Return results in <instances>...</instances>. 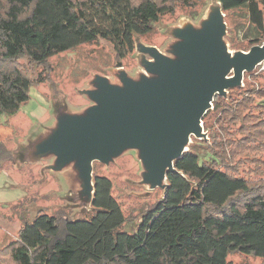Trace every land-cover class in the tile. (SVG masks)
Returning a JSON list of instances; mask_svg holds the SVG:
<instances>
[{
    "label": "trees",
    "instance_id": "16d2710c",
    "mask_svg": "<svg viewBox=\"0 0 264 264\" xmlns=\"http://www.w3.org/2000/svg\"><path fill=\"white\" fill-rule=\"evenodd\" d=\"M195 1L0 0V115L16 114L31 87L49 81L52 56L106 41L122 61L162 16ZM218 2L227 14L248 9L245 43L229 37L233 49L264 42V0ZM28 66L42 69L34 75ZM247 75L256 80L264 69L245 71L243 85L216 94L202 119L206 128L213 121L210 142L200 139L209 155L189 145L167 172L163 197L142 211L132 232L112 179L93 174L87 215L39 209L0 250V264H230L237 253L264 259V83L247 86ZM16 157L0 141V170Z\"/></svg>",
    "mask_w": 264,
    "mask_h": 264
},
{
    "label": "water",
    "instance_id": "95a60500",
    "mask_svg": "<svg viewBox=\"0 0 264 264\" xmlns=\"http://www.w3.org/2000/svg\"><path fill=\"white\" fill-rule=\"evenodd\" d=\"M224 17L220 7L201 28L178 29L177 58L142 44L152 58H144L142 65L156 77L135 80L122 73L123 85H115L96 75V88L81 91L95 103L82 113L59 112L56 127L36 143L32 159L53 154L50 168L56 171L74 163L80 192L91 202L93 162L109 164L125 149H138L146 168L144 183L167 190V172L175 171L174 161L189 149L191 137L207 138L202 119L216 94L226 96L228 89L243 85L245 71L264 61V43L249 51L229 49Z\"/></svg>",
    "mask_w": 264,
    "mask_h": 264
},
{
    "label": "rangeland",
    "instance_id": "374dc122",
    "mask_svg": "<svg viewBox=\"0 0 264 264\" xmlns=\"http://www.w3.org/2000/svg\"><path fill=\"white\" fill-rule=\"evenodd\" d=\"M220 7L218 0H196L191 7L179 5L174 14L162 16L151 32L139 36L135 51L122 61L116 60L111 45L106 41L83 44L73 50L52 56L50 79L48 82L31 87L30 99L20 107L16 116L12 117L13 123L16 121L22 123H16L12 127L13 134L5 140L7 146L13 151L31 146L38 135L50 132L55 123L54 117L59 112L68 110L84 112L95 102L81 91L96 88L94 81L96 75L107 76L109 82L115 85H123L122 73H126L135 80H140L142 76L156 77L155 74L147 72L142 65L144 58H152L148 53L143 52L140 46L154 45L165 55L177 58L173 48L177 42L181 41V38L176 35V31L189 25L201 28L202 22ZM224 14L227 23L225 41L229 49L236 52L239 49L231 47L229 37L235 39L239 45L245 43L243 30L249 27L248 9L242 6ZM21 62L27 66L26 59H22ZM28 67L29 73L34 75L42 69L35 67L33 71V67ZM260 67L264 69V61ZM245 83L247 86H257L264 83V77L255 80L247 75ZM56 107L59 110H56ZM46 110H51L52 120L46 123L43 119L40 123L36 118L43 117ZM4 115L6 116L3 114L0 117L3 118ZM212 122L210 121L208 128L203 124L204 131L207 133V138L204 139L208 142H210L209 133L212 130ZM200 139L191 137L189 145L200 144V149L203 150L201 154L208 156L209 153L201 147ZM50 160L51 158H47L40 163H31L27 159L22 160L23 162L19 160V163L10 161L1 169L2 173L7 172L9 176L7 175L1 181L4 183L0 188V202H2L0 203V238L2 233L5 235L7 231L13 234L12 239H16L21 227L26 222H31L39 209L71 218L87 215L91 202L87 200V197L82 196L80 183L74 179V164L70 163L62 171L55 172L45 169V165H48ZM145 172L146 168L138 149H125L109 164L93 162V174L108 175L112 179L113 194L120 202L125 215L131 217V221L129 220L125 227L130 232H132L130 226L132 224L136 226L142 211L163 197L166 190L162 186L153 189L150 184L144 183ZM262 176H264V169ZM163 183L165 186L166 180ZM6 239L7 237L0 241V250L13 241L6 242ZM229 260L230 264H264V259L260 257L244 256L240 253L231 255Z\"/></svg>",
    "mask_w": 264,
    "mask_h": 264
},
{
    "label": "crops",
    "instance_id": "0c3cea01",
    "mask_svg": "<svg viewBox=\"0 0 264 264\" xmlns=\"http://www.w3.org/2000/svg\"><path fill=\"white\" fill-rule=\"evenodd\" d=\"M66 112H69V113H82V112H72V111H66ZM58 115V114H57ZM57 115L54 117L55 118V123L53 124L54 126H52V128H51V130H50V132L49 133H47V134H45V135H38L37 136V139L35 140V142H33L32 144H31V146L29 145V146H27L26 148H20L19 149V151H15V154H16V162L17 163H19L20 161L19 160H21L22 161V159L24 158L25 160L27 159L29 162H31V163H40V162H42L43 160H45V159H47V158H51V160H50V162L48 163V165H45V169H48V170H52V171H55V172H58V171H62L64 168H66V167H64L62 170H58V171H56V170H53L52 168H50V165H52V164H54L55 163V160H56V156L55 155H53V154H48V155H45V156H43L42 158H40V159H38V160H35V159H32V153H34L35 152V145H36V143H38L39 141H41L42 139H44V138H46L50 133H51V131L56 127V124H57ZM14 116H16V114H14V115H4V117L2 118V117H0V141H5V140H7V138L11 135V134H13V126H14V124H16V123H20V122H18V121H16V123H13V118L12 117H14ZM52 118V115H51V110H46L45 111V113H44V116L43 117H40V118H36V120L37 121H39L40 123H42V121L41 120H45L46 121V123H50L51 122V119ZM32 121V120H31ZM22 123V122H21ZM20 123V124H21ZM25 160H23V161H25ZM22 161V162H23ZM14 162V161H13ZM74 164V163H73ZM74 172H75V180H77L79 183H80V186H81V180H80V178H79V176H78V171L76 170V167H75V165H74ZM4 171H5V169H3ZM3 171L1 170L0 171V188L2 187V185H3V183L1 182L2 180H3V178L5 177L6 178V176L8 175L9 176V174L6 172V173H2ZM3 187H7V186H3ZM81 189H82V187H81ZM0 203H2V202H0ZM2 237L0 238V241L1 240H3L4 238H6L7 237V239H6V242L7 241H11V240H14V239H12V236H13V234L12 233H8L7 231L5 232V235H4V233H2V235H1ZM5 242V243H6Z\"/></svg>",
    "mask_w": 264,
    "mask_h": 264
},
{
    "label": "built area",
    "instance_id": "2783aa9c",
    "mask_svg": "<svg viewBox=\"0 0 264 264\" xmlns=\"http://www.w3.org/2000/svg\"><path fill=\"white\" fill-rule=\"evenodd\" d=\"M260 65V64H259ZM212 107H213V105H212Z\"/></svg>",
    "mask_w": 264,
    "mask_h": 264
}]
</instances>
